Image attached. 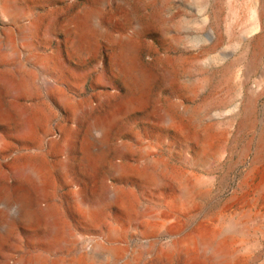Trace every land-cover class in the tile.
I'll return each mask as SVG.
<instances>
[{"label": "rangeland", "instance_id": "1", "mask_svg": "<svg viewBox=\"0 0 264 264\" xmlns=\"http://www.w3.org/2000/svg\"><path fill=\"white\" fill-rule=\"evenodd\" d=\"M98 10L100 33L87 40L78 20L92 21ZM138 22L147 29L137 60L153 79L144 100L128 106L135 83L104 35H132ZM19 78L23 86L7 85ZM172 103L173 126L159 116ZM34 106L46 114L36 137L26 138L20 111ZM2 111L0 195L22 189L39 210L36 190L14 169L49 130L56 140L43 144L47 195L65 234L50 245L45 218L18 221L2 235L0 264L41 252L65 264H206L191 258L209 253L191 242L198 238L224 241L228 264H264V158L252 165L264 128V0H0ZM107 120L100 143L98 125ZM87 146L102 149L92 166ZM144 157L154 165L141 169ZM116 164L131 166L133 176L121 178ZM108 186L134 199L112 203ZM77 194L101 210L82 213ZM11 209L0 202V233ZM87 247L94 251L84 261Z\"/></svg>", "mask_w": 264, "mask_h": 264}, {"label": "bare ground", "instance_id": "2", "mask_svg": "<svg viewBox=\"0 0 264 264\" xmlns=\"http://www.w3.org/2000/svg\"><path fill=\"white\" fill-rule=\"evenodd\" d=\"M105 1L106 0H99V2H105ZM160 5H161V7H166V4H164V5L160 4ZM99 12L100 11L98 10L91 17L93 22L89 21L87 18H79V20H78V26H79L80 30L82 31L83 37L86 38L87 40L94 37V36H98V33H100L99 32L100 24H98V22L96 20L98 15H99ZM146 29H147V23L138 22V25L136 26L135 31L133 32L134 34L132 33V35H124V36H121V35H118V36L104 35V39L109 44L117 46V48H118L117 55L119 57L118 58L119 61L122 64V68L129 72L130 78L132 79L133 83H135L136 98L133 102L128 103V106L132 105V104H136V103H141L144 100L146 91L149 87L150 82L153 79V76L148 71H146L144 68H142L140 66V64L138 63V60H137V55H138L139 47H140L138 37L141 36V34ZM99 35L101 37L103 36L101 34H99ZM172 68L175 69V65H173ZM22 79H26V76H23ZM7 81H8L7 85L13 89L23 86V82L20 78H19L18 84L14 81H10V80H7ZM175 81H176L175 73L173 70H170L169 74H168V82L170 84L174 85ZM18 85H19V87H18ZM30 85H31V82H30ZM30 92H32L31 86H30ZM59 99L62 101L68 100L62 94H59ZM32 109H33L34 113H30V114L26 113L23 110L20 111V114L24 118L23 125L21 128V133H22L23 137H26V138H30V137L32 138L33 137L34 131H35L34 130L35 126L37 127V125L40 124L39 114L43 115L42 113L46 112L41 106H34ZM175 109H176V103H172L168 108L162 109L159 113L161 121L166 122L171 126L176 125V119H175V113H174ZM45 114L46 113H44V115ZM0 117H4V118L7 117V113L2 111L0 113ZM110 122L111 121L107 120V122H105L104 124L98 125V128L102 132V139H100V143L104 142V140H107V138H108V128H109ZM204 131H206V130H204ZM72 133H69L65 139V145H64L65 150H68L70 148ZM52 135L53 134L51 132H49V130L44 131L41 134L40 141L35 142L31 146L28 147V150H30L31 152H30L29 158L27 157V161L26 160H25V162L23 161V163L21 165H19L16 169H14L15 174H17L20 177H22L23 179L29 181L31 183V185L33 186V188L36 190V192L40 198V203H39L40 207L38 208L39 210H36L34 208L33 203L31 202V199L29 197V194L22 189L17 190L15 196L10 198V199H6V197L4 198L2 195H0V202H4V204L9 209L12 208L11 210H13V212H14V216L9 218V220L7 221L6 225L3 228L4 233H0V243L2 240V235H8L11 232V230L13 229L16 222L24 221V222L30 224L31 222H33L37 219H40V218H45V220H46L45 232H46V238L48 239V241H50L49 242L50 245H53V244L56 245V244H60L63 242V239H64L63 235L65 234V232H64V228L62 227V224H61V222L59 220V216H58L60 214V209L56 204L51 203L49 201V196L47 195L49 192V184H50V182H49L50 177L49 176H50V172H52V171H51V168L48 167L50 165L47 163L48 164V166H47V164H46L47 159L45 157L46 154H44L43 144L46 141L51 142V141L56 140V137H54V136L52 137ZM87 148L89 149V152L86 155L87 161H88V164L92 166L95 164V162L97 161V158L102 153V149L100 150L99 148H97L95 151H93L91 153L92 149L89 146H87ZM118 152L121 155H127L130 152V147L128 145H121L118 148ZM262 158H264V128L262 129L260 136H259V139H258V151H257V155L255 156V158L252 161V165L254 166V165H257L258 163H260ZM141 164H142V166H139V167H141V169H143V168L148 169V167L151 166L150 164L154 165L153 161H151L148 157H144L143 162ZM125 165H126V163H125ZM114 169L120 175L121 178L133 176L134 171H135L131 168V166L128 167V166H124L123 164L122 165L116 164ZM63 171H64V169H63ZM116 188L108 186V188L106 190V193L108 192L109 198L112 201V203L123 202V201L129 200V199L130 200L134 199L131 196V193H127L130 191L126 192V190H121V189H119V191H118V190H116ZM75 194H76V192H75ZM75 200L78 202L77 209L79 211H81L82 213L89 215L90 217L96 215V213L101 210V208L99 206V202H98L97 206L95 204H89L90 202H87L86 200H82L78 194L76 195ZM104 206H105V204H104ZM86 240L87 239H83L81 241L84 243ZM191 242H194L195 244H199L200 247L202 246L206 249H209V253L207 255L203 254L201 256H199V255L197 256V254H196V255L191 256V258L193 260H196V261L199 260L201 262L203 260L204 263H206V264H228L229 251H228L227 245L224 241L216 240V239L210 240L207 238H198L197 240H193ZM89 243H90L89 248H90L91 244L93 247H99L98 244L92 243L91 240H89ZM194 243H193V245H194ZM50 245H48V246H50ZM84 245L85 244H83V247H84ZM86 246H87V243H86ZM190 246H191V244H190ZM89 248L87 247V249H89ZM188 248H186V250ZM198 248H199V246H198ZM90 250L91 249H89V252H86L85 254H83V256L81 254L80 255L81 259L84 260L87 257H91V255H92L91 251L93 252L94 250H91V251ZM183 250H185V249H183ZM49 252L51 253V251H49ZM95 252H97V251H95ZM190 252H188V253H190ZM196 252H198V251H196ZM200 252H201V250H200ZM203 252H205V251L203 250ZM93 256H92V258H94ZM189 257H190V255H189ZM88 260H89V258H88ZM17 264H65V263L62 261L52 260L48 257V255L45 252H41L38 254L37 253L33 254L27 258H22L21 260L17 261Z\"/></svg>", "mask_w": 264, "mask_h": 264}]
</instances>
